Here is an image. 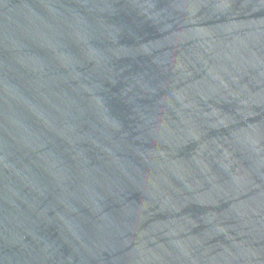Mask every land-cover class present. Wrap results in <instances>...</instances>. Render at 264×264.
<instances>
[{"label":"water","instance_id":"1","mask_svg":"<svg viewBox=\"0 0 264 264\" xmlns=\"http://www.w3.org/2000/svg\"><path fill=\"white\" fill-rule=\"evenodd\" d=\"M0 264H264V0H0Z\"/></svg>","mask_w":264,"mask_h":264}]
</instances>
